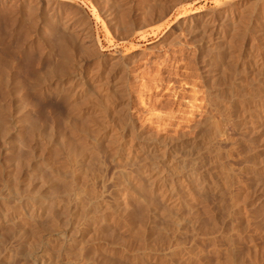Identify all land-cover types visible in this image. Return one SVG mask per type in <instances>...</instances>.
<instances>
[{"label":"bare ground","instance_id":"1","mask_svg":"<svg viewBox=\"0 0 264 264\" xmlns=\"http://www.w3.org/2000/svg\"><path fill=\"white\" fill-rule=\"evenodd\" d=\"M229 2L227 0V2H223L224 4L219 3L214 10L193 11L191 15L182 16L186 19L179 22V25H186L184 31L193 37V41L198 46L197 49L201 51L198 66H192L189 62L188 65H191L189 72L186 70L185 73H188L184 76L191 83L193 88H189L193 89V92L199 90L198 77H204L206 81L210 82L217 81L208 83L210 84L208 94L217 98L223 95L221 94L223 90L228 91L232 87L237 91L245 89V86L249 87V90L250 88L256 89L255 93L250 91L251 93L247 94L239 93L240 91L238 93L235 91L237 94L228 92L229 94H225V101H223L231 107L237 101L247 102L243 120L238 118L240 122L237 125H240L239 129L243 133L241 139L249 145L247 146V160L257 169L262 168L264 172V41L259 37L261 33L259 30L255 31L257 37H253L254 40L249 41L247 38L245 39V35L242 36L245 33L243 29L241 30L239 22H234L227 14L230 7ZM72 4L70 0H0V28L2 29L0 31V264H112L114 262L108 254H112L122 244L121 237L119 240L118 237L109 235L110 232H114L112 229L118 228L116 224V227L111 228L113 217H115L114 219L122 218V215L129 213L137 205L146 212V214L144 212L145 221L150 232H163L166 224L164 221L172 222L176 228L189 223L187 226L189 225L191 228L192 220L187 215L190 212L185 214L177 209L179 204L184 203V198L176 190L177 185L182 186L186 191L197 194L205 187L211 186L220 173L218 171L220 169H216L213 162H205L206 160L204 161L202 157L205 153L210 154L213 158L217 157L213 148L222 144V135L220 137L214 134L205 135L209 125L204 121L205 123L197 124L199 126H197V130L195 129L196 132L193 131L195 134L190 139L183 136H178L175 139L165 138L166 140H153L148 136L139 135L133 137L135 153L139 158V168L132 169L134 167L131 165L113 166L109 173L115 174L116 177L113 175L114 179L112 177L100 178V192L97 193L96 199L93 198L99 205L97 208V205H95V209L93 208L92 196L89 200L88 193L83 195V191H81L82 194L77 190L74 192V185L80 180L75 178L73 170L80 173L93 161L94 157H91L92 148L90 145L80 148L82 144L80 146L79 143L76 144L73 137L86 133L85 135L92 142L99 141L104 148L112 149L118 142L115 143L116 139L123 135L125 129L121 131L115 128L113 131L114 127L110 119L107 120L108 117L104 116L106 114L103 113V115L99 110L95 111L92 105V99L97 98L99 91L111 88L116 92L123 88L124 83L121 80L123 72L120 73L121 77L118 74L120 61L113 60L114 56L110 57L106 59V62L108 60L114 63L110 62L109 67L106 64L103 66V63L96 70L89 72V75L88 73L83 74L81 65L91 61V56H97L95 49L100 44L98 37L94 35L90 27L84 23H78L80 21L77 22L78 14H73L74 5ZM143 22L139 21L137 27H143ZM145 22L147 21L145 20ZM240 22L242 24V21ZM234 48L238 49L240 56L233 54ZM255 49L256 51H254ZM31 52L36 54V61H33L35 62L33 66L27 68V64L30 62L27 63L28 60L26 62V57H28L26 55ZM72 59L74 62L77 59L80 63L78 66L81 68L80 71H76L78 70L77 65H74L76 70L73 68L75 71H72L73 65L67 64ZM67 65L72 66L69 68L71 71ZM230 65H233L234 68ZM235 67H238L239 70L236 73L234 71V74L232 70H235ZM229 73H233L231 78H229L231 76L228 75ZM243 77H250L251 80L246 83L242 81ZM167 79L171 81L169 77ZM186 80L185 82H188ZM73 81L80 84L78 83L77 86L75 82L74 86ZM160 82V85L163 84V80ZM168 86L170 85L167 84V90L170 89ZM53 91L57 94L63 91L69 93L67 97L65 96L68 100L66 103H73L78 98L83 99L81 105L70 103V111L73 109L70 115H80L79 117L84 115L83 118L85 117L91 127L87 126L92 128L93 132L87 131V134L86 130L84 131L85 128L79 129L80 124L76 125V122L72 121L75 117L71 116L70 119L69 115L65 120L60 118L63 120L62 126V123H59V119L56 118L58 115L54 116L52 112H48L50 110L47 111L48 108L46 109L45 105L48 99L52 98ZM197 94L191 95L194 97L192 100L187 101L182 98L185 99V103L182 100L178 102L179 104L180 102L188 103L191 108L195 107L198 111L202 106L199 107L196 104L198 102L196 98L199 96ZM119 97L117 96V99ZM161 107L163 109L167 107V111H170V100H167L164 107ZM100 111L102 112L101 109ZM118 111L120 115L125 114V106L119 107ZM153 113L152 115H154ZM234 115H236L235 111ZM123 120L126 121V119ZM118 126L121 127V125ZM131 134L133 135V132ZM53 148L55 149L54 156L51 152ZM71 155L74 165L72 171H68L69 166L64 164V158ZM257 185L259 186V183ZM261 186L263 185L261 184ZM110 215L113 217L110 218ZM122 224L120 226H123ZM109 226L110 232H108ZM166 230L170 232L169 229ZM116 233H113L114 236ZM108 237L113 238L110 240ZM120 250L122 251L121 248ZM125 255L118 253V258H116L118 263L116 264H134L135 260L133 261ZM157 255L154 254L152 257H157ZM175 258L177 257L175 256ZM188 258L190 257L187 256ZM171 260L169 259V261ZM182 260L177 263L172 262L173 264H188L183 258ZM137 262L135 261L136 264H138Z\"/></svg>","mask_w":264,"mask_h":264},{"label":"rangeland","instance_id":"2","mask_svg":"<svg viewBox=\"0 0 264 264\" xmlns=\"http://www.w3.org/2000/svg\"><path fill=\"white\" fill-rule=\"evenodd\" d=\"M70 2L73 3L72 5H74V7L72 8L73 14H78L76 17L77 22L80 21L78 23H84V25L90 27L94 35L98 37L97 39H99L98 41L100 45L97 47V49H95L97 56H91V58L93 57L92 59L90 58L91 61L84 62V64L81 65L83 69L78 68L80 63L77 59H75V62L73 59L71 61L69 60L67 64L70 63L73 65V67L67 65V68L69 69L72 67L71 70L75 71L76 67H74V65H77L78 70L76 71H80L79 69H81L84 75H86L87 73L89 75V72H92V70H96L97 67L103 65V63V66H105L106 64V66L108 67L111 63H114L108 60L106 62V59H109L110 57L114 56L113 60L116 59L118 62L120 61L119 65L121 64L123 67L121 65V67L119 66L120 68L118 67V69H120L118 71V74L120 76V73L123 72L121 73L122 77L120 76L121 80L124 83L123 88L120 91L116 92L114 90L112 91L111 88H108V90L105 91H99L100 93L97 95V98L95 97L92 99V105L95 108V111L98 112L99 110L100 113L106 114L103 115L108 117H105L107 120L110 119L112 126L114 127L113 129L111 128L113 131H115V128L121 131L125 129V132L123 131L122 133L123 135L121 134L122 136L117 138L115 141V143L118 141V144L116 143V145L112 149L104 148L101 143H99V141L92 142L89 137L87 138V135H85L86 133H81L73 137L76 144L79 143V146L82 144L80 148H85L84 146L90 145L92 148L91 157H94L92 158L93 161H91V163L89 164L90 166L87 165L88 167L86 166L85 169L83 168L80 173L75 169V172L73 170L75 178H77V180H80V182L77 181V183L75 184L76 186L74 185V192L79 191V193L81 194L84 192L83 195L88 193L89 196L87 195V197L89 200L91 198L96 199V197L98 196L97 193L99 194L100 192V180L105 177L106 179L109 177H112V179H114L113 175L115 176V174L112 175V173H109L110 170L113 169V166L115 167L118 165L126 167L127 165H131L132 167H134L132 169L139 168V158L136 156L135 145L132 139L137 135L146 137L148 136V138H152L153 140H166L172 138L175 139L178 138V136H183L186 139H190L195 134L193 131L196 132L198 128L197 126H199L197 124L205 122V124L209 125L208 132H206L205 135L214 134L217 137H220L222 135V144L213 148L214 153L217 157L213 158V156L208 153H205L202 157L204 161L206 160L205 162H213V164L216 166V169H220L218 170L220 171V173L218 174V178L215 180V182L213 181V186H207L205 187V189L199 192L200 194H196L190 191H186L184 190V188H182V186L177 185L176 190H178V192L180 193L179 195L184 198L183 201L185 203H181L182 205L179 204L177 206V209H180L185 214L190 212L187 215L188 218H190L193 222H190L189 219L190 226L191 224H193L191 228L189 227V225L187 226V224L189 223L182 224L180 226H177L176 228V226L173 225L172 222L164 221L166 224L164 226V222L162 223V225L164 226L163 232H150L145 221V210H142V208L135 205L133 210H131L127 214L122 215V218L119 217L122 221L118 217H116L118 219H114L115 217L110 215V218L113 217L111 220L114 221L113 223L111 221V228H114L117 225L118 228L116 227L114 230L112 229V231L114 232L111 233V229L109 226V235L112 234L113 237H118L119 240L121 238L123 240L124 238V240H121V247H117L119 250L116 248V254L114 251V254H108V256H110L115 264L118 263V261L116 260V258H118V253L119 255L120 253L121 255H125L126 253H128L126 254L127 257L133 261H138V264H159V262L160 264H173L172 261L177 263L178 261H181L182 258L184 259V261L186 260L188 264H195L196 262V264H200V262L203 261V264H264V172L262 168L257 169V167H255L249 160H247V146L249 145L245 144L241 139V134L243 135V133L239 129L240 125H237L239 124L240 119L243 120V116L246 113L245 106L247 107V102H234L235 106L232 104L233 108L231 107V105L229 106L226 102H224L225 96L229 94L228 92L237 94L238 91H240L239 93L247 94L251 92L255 93L256 89L250 88L249 90V87L247 88V86H245V89H238L237 91L236 88L232 87L233 89H228V91L223 90L221 92V94H223L221 96L223 97L220 96L217 98L208 94V88L210 86V84L208 83H216L217 81L210 82L206 81L204 77H198L197 81L200 91L196 90L195 92L199 91L200 93L197 92L199 93L197 94L193 92V89H190L193 87H191V83L186 80V77L184 76L189 72V66H198L201 51L197 49L198 46L193 41V37L190 36L187 31H184L186 25H179V22L186 19L183 18L184 16L193 14V11L204 12L206 10H214L218 7L219 3H225L227 2V0H70ZM228 2L230 3V7L227 14L231 20H234V22L236 23L239 22L241 30L243 29L245 33L242 36L245 35V39L247 38L249 41L254 40V38L257 37L255 31L259 30V32H261L259 37L264 41V0H228ZM145 20L147 22H145ZM139 21H144L143 27H137V23ZM240 21H242V24L245 23L243 24L244 26ZM259 21L260 23H258ZM1 30L2 29L0 28V31ZM248 33L249 35H247ZM257 45H255V47H257ZM254 51H256V49ZM89 53L87 54L89 55ZM29 54L26 55L28 56L26 57V62L27 60V63L30 62V65L26 63L27 68L33 66L35 63L33 61H36V54L34 52H31L30 55ZM233 54L236 56L240 54L237 48L233 49ZM131 61L134 63H132ZM100 62L101 64L99 65ZM188 63L191 65H188ZM93 66H95L96 68ZM230 66L234 68L233 65ZM186 70L188 72L185 73ZM238 70V67H235V70H232V72L234 73L235 71L236 73V71L238 72ZM233 73L228 74L229 76L231 75L229 78L232 77ZM156 75L158 76L156 77ZM168 77L171 79V81H168ZM241 79L246 83L251 80L250 77H243ZM162 80L163 84L160 85L159 83H161L160 81ZM185 80L188 82H185ZM73 82L74 86L76 85V83L77 86L80 84L77 81ZM166 83L170 85L168 86L170 87V89L168 88V90ZM188 83L190 86L188 85ZM54 91L52 92V94H54H51L52 98H49L50 100L48 99L45 105V108H48L47 111L50 110L48 112H52L54 116L58 115V117L56 116V118L59 119L58 122L62 123V126L63 120L61 119L65 120L68 117L70 119L72 117H75L76 119L73 118L74 120L72 121H75L76 125H81H79L78 128H85V132L88 131L91 133L92 128L88 127L90 125L87 123L88 121L86 122L85 117L83 118L84 115H81L82 117H79L80 115H70L72 114L73 110L71 109L70 111V103L72 102L66 103V101L68 102L66 97L69 93L67 94L66 91H63L62 93L57 94ZM193 93L197 94V96L199 95L196 98V101H198L196 104H198L199 107L202 106V108H199L197 106L199 108L198 111L195 109V107L191 108L190 104H184L185 99L188 101L189 99L192 100V98H194ZM55 95L58 96L56 97ZM117 96L120 97L117 99ZM63 97L65 98L63 99ZM98 99H100L99 102ZM82 100L83 99L78 98L74 100L75 102L73 101L72 105L74 103L81 105L83 102ZM167 100H170L171 102L170 111H167V107L166 109H163L161 107H164V104ZM181 100L184 103L180 102L179 104L178 101ZM125 103H128L126 104L127 106L125 105ZM67 105L69 106V108ZM122 106H125L126 113L120 115L118 108ZM151 108L152 110L155 108V111L153 110L154 113L152 112V110H150ZM100 109L102 110V112L100 111ZM234 111L236 114L234 115L235 117L233 116ZM152 113L154 115H152ZM237 115L238 117H236ZM240 115H242V117H239ZM149 116L150 118H148ZM122 118L126 119V121ZM118 125H121V127ZM85 126L87 127V129ZM119 127L124 128L120 129ZM238 129L239 131L237 132ZM132 132L134 136L131 134ZM238 134L240 135L239 137ZM238 139H240L241 142L238 141ZM245 149H247L246 152H243L245 151ZM54 150L55 149L53 148L51 151L52 155L53 153L55 155ZM71 157L73 158L72 155L70 157L67 156L64 158V164L67 167L69 166L67 169L68 171H72L71 169L74 165V161H71ZM253 170L255 172L257 171V174L253 173ZM252 174L254 175V177ZM258 177H260L259 180H257ZM257 182L259 183L260 187L257 185ZM261 184L263 186H261ZM92 199L91 203H93V208L95 209V205H97L96 208L99 205L97 204V202H95L94 199ZM108 221L110 222V220ZM120 221L121 223H123V226H120ZM194 225L196 226L194 227ZM119 226L125 230H121L122 228H120ZM165 228L169 229L170 232H168V230H166ZM190 229L192 230V232H190ZM118 231H121L122 233L120 234V232ZM113 233H116V235L114 236ZM189 233L191 236L189 235ZM113 237L108 238L111 240ZM119 247L122 249V251ZM166 253L171 256V258H169ZM154 254H158L157 257H152V255ZM114 256H116L115 259ZM175 256L177 258H175ZM187 256L190 257L188 258L191 259L190 261L187 259ZM154 257H156L157 259ZM169 259L172 260L169 261ZM173 259L178 260L175 261ZM135 261L133 262L134 264H136Z\"/></svg>","mask_w":264,"mask_h":264}]
</instances>
